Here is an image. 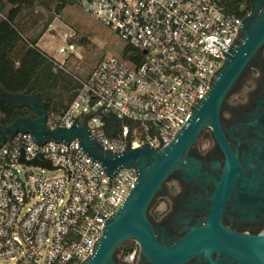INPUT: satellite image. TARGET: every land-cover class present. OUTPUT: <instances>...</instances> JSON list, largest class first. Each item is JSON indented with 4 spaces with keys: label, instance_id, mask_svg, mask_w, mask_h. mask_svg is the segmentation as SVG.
Segmentation results:
<instances>
[{
    "label": "built area",
    "instance_id": "obj_1",
    "mask_svg": "<svg viewBox=\"0 0 264 264\" xmlns=\"http://www.w3.org/2000/svg\"><path fill=\"white\" fill-rule=\"evenodd\" d=\"M73 1L132 51L126 57L125 46L121 57L104 56L88 74L76 75L72 102L63 114L48 115L47 125L87 121L92 137L117 154L125 143L168 145L179 126L188 124L193 101L209 90L242 16L218 0ZM6 15L0 11V20ZM65 60L57 61L62 66ZM111 115L124 123L108 127ZM37 156L51 167L30 162ZM37 166L43 172H35ZM137 174L120 167L109 177L77 141L37 144L29 132L11 136L0 146V264H81L93 254L103 224L120 208ZM137 253L135 245L127 260Z\"/></svg>",
    "mask_w": 264,
    "mask_h": 264
},
{
    "label": "water",
    "instance_id": "obj_2",
    "mask_svg": "<svg viewBox=\"0 0 264 264\" xmlns=\"http://www.w3.org/2000/svg\"><path fill=\"white\" fill-rule=\"evenodd\" d=\"M252 12L242 16L231 49H225L224 63L211 82L206 95L193 101L188 124L179 126L171 142L160 148L150 144L130 148L125 143L122 153L104 150L92 137L87 121L78 125V118L70 127L51 129L47 125V103L38 94H13L0 86V99L12 107L27 106L36 117H19L9 125H0V146L18 132L32 133L37 144L52 140L54 145L77 141L108 173L113 175L120 167L137 170L135 185L120 206L107 218L93 254L81 264H118L116 254L129 240H134L150 260L179 264L205 252L224 254L239 264H264V233L250 235L236 233L222 226L218 204L208 224L193 226L171 247L159 242L149 217L150 209L166 182L175 172H182L184 181L203 177L202 162L189 155L205 128L212 131L228 156L225 174L240 170L238 155L234 153L223 132L221 111L229 94L249 68L256 54L264 46V7L259 0H251ZM24 162L23 156L20 159ZM30 162L51 167V162L37 156ZM226 197V192L221 195ZM226 200V198H225Z\"/></svg>",
    "mask_w": 264,
    "mask_h": 264
},
{
    "label": "flooded vegetation",
    "instance_id": "obj_3",
    "mask_svg": "<svg viewBox=\"0 0 264 264\" xmlns=\"http://www.w3.org/2000/svg\"><path fill=\"white\" fill-rule=\"evenodd\" d=\"M259 2L263 8L264 0ZM221 122L232 151L238 155L240 170L225 174L228 156L212 128H205L189 155L202 162L206 181L196 177L187 182L181 171L175 172L150 209L153 230L163 245L171 247L191 227L207 225L217 204L226 229L250 235L264 233V46L227 97ZM223 191L226 197L221 195ZM133 244L138 246V253L129 261L126 251ZM116 260L118 264H165L148 259L134 240L118 250ZM179 264L239 263L219 252L209 257L202 252Z\"/></svg>",
    "mask_w": 264,
    "mask_h": 264
},
{
    "label": "trees",
    "instance_id": "obj_4",
    "mask_svg": "<svg viewBox=\"0 0 264 264\" xmlns=\"http://www.w3.org/2000/svg\"><path fill=\"white\" fill-rule=\"evenodd\" d=\"M218 1L229 12L241 16L251 12L250 0ZM68 2L74 1L0 0V11L7 14L5 19L0 20V86L13 94H38L47 103L50 117L64 113L79 83L76 75L66 69V61L60 66V62L37 43ZM74 37L71 44L76 41L84 45L90 43L86 36L77 40ZM125 51L127 57L132 48L127 45ZM19 117H36V113L27 106L12 107L0 99V125H9ZM110 118H113L108 123L110 128H119L124 123V120L112 115ZM107 133L112 135L109 130ZM134 246H130L126 253L132 251Z\"/></svg>",
    "mask_w": 264,
    "mask_h": 264
},
{
    "label": "rangeland",
    "instance_id": "obj_5",
    "mask_svg": "<svg viewBox=\"0 0 264 264\" xmlns=\"http://www.w3.org/2000/svg\"><path fill=\"white\" fill-rule=\"evenodd\" d=\"M83 36L88 37L90 43L84 45L76 41V49L69 50L72 37L77 40ZM37 44L56 60L62 62L66 59V69L78 76L88 74L104 56L121 57L126 46L117 33L76 2H68ZM33 169L38 173L43 172L38 166ZM44 172L51 174L50 171Z\"/></svg>",
    "mask_w": 264,
    "mask_h": 264
}]
</instances>
